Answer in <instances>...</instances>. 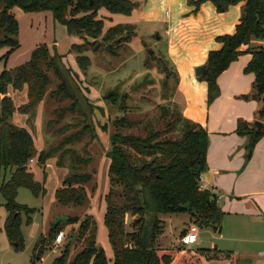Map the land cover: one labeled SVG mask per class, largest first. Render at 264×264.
Here are the masks:
<instances>
[{"label": "trees", "instance_id": "obj_1", "mask_svg": "<svg viewBox=\"0 0 264 264\" xmlns=\"http://www.w3.org/2000/svg\"><path fill=\"white\" fill-rule=\"evenodd\" d=\"M188 1L194 5V11H198L205 1H211L218 12H225L230 6L244 2L236 31L218 37L222 47L210 51L205 70L199 76L208 84V104H211L221 92L218 77L243 54L241 47L250 45L254 39L264 41V0ZM138 4L137 0H0V50L8 48L0 60H6L20 46L19 21L14 8L20 7L25 12L50 11L57 22L66 26L70 35L84 39L82 44H74L72 49L77 53L81 70L86 72L91 59L85 52L90 47L95 48L100 37L107 51L117 56L118 47L132 41L137 34L134 24H117L104 32L105 25L98 16L99 10L105 8L113 14L130 15ZM246 51L252 54V59L244 71L253 73L255 78L251 92L241 95V98L260 103L257 114L259 121L264 122V45L251 46ZM61 62L62 57L58 53L52 54L46 44H41L33 50L28 62L14 69H5L0 75V93L3 97L0 113V194L5 198L8 211L5 231L19 250H23L25 245L23 214L27 217V224H30L31 214L35 212L34 208L17 201L19 189L28 188L35 196L45 193V180L44 183L37 181L29 168L31 159L34 161L37 155L39 163L44 166L49 158L59 153L58 164L63 166L66 154L71 153L74 163L86 166L92 158L80 155L68 145L86 136H90L91 140L98 137L94 125L84 119L78 124H68L59 129L58 132L64 134L75 128L58 145L37 152L32 133L9 121L16 110L8 94L9 86L15 89L27 86L29 99L19 110L28 113L37 107L46 94L51 81L49 70H53L60 79L50 96L61 102L70 100V103L55 111L57 118L49 121L48 127L52 128L68 114H84L82 103L67 79ZM175 81L177 86L176 73ZM130 97L129 93L121 95L115 89L104 94V101L127 112V115L114 120L115 130L107 152L111 187L105 196V224L114 252L113 264H205L202 256L219 259L218 253L211 254L209 249L196 251L183 245L168 248L158 245V238L164 229L161 214L188 211L199 226H211L217 232L222 230L225 212L218 196L208 189H202L200 184L201 175L207 169V129L186 118L178 104L174 108L162 106L159 127L151 121L133 119L129 113L139 107L129 104ZM167 116L170 118L164 125ZM137 128L143 132H135ZM175 130L178 136L167 135ZM237 132L248 138L246 159L249 160L256 144L264 136V125L258 129L255 122L239 119ZM92 179L90 171H71L64 184L57 189L56 199L64 206L84 205L89 199L86 185ZM128 215L133 217L130 222H127ZM78 221V217H69L66 223ZM128 226L132 230L128 231ZM63 229L64 224L58 222L50 228L48 235L41 236L36 242V254L42 256ZM78 237L84 238V247L68 262L71 243H67L56 258L57 264H109L104 249L97 244V222L91 215L80 222ZM225 256L231 264H239L236 251H227Z\"/></svg>", "mask_w": 264, "mask_h": 264}, {"label": "rangeland", "instance_id": "obj_2", "mask_svg": "<svg viewBox=\"0 0 264 264\" xmlns=\"http://www.w3.org/2000/svg\"><path fill=\"white\" fill-rule=\"evenodd\" d=\"M154 2V0H150ZM103 11H106L102 8ZM19 21V43L20 46L14 50L9 57L0 60V75L5 69H14L31 59L33 50L46 44L52 54L58 53L62 57V68L69 80L74 92L82 103L83 115L80 113L68 114L63 120H59L52 128L48 127L51 120H56L55 111L65 107L70 100L58 101L50 96L57 88L60 79L53 70H49L50 84L46 94L36 108L28 113H22L19 108L26 104L29 99L28 88L15 89L9 86L8 94L16 107L9 121L16 126L27 128L33 135L37 152L58 145L63 138L74 131L75 128L67 130L64 134L59 129L68 124H78L80 120L86 119L95 127L98 137L91 140L86 136L83 140L70 144L68 147L75 150L84 157H91V162L83 166L74 163L71 153L66 154L63 166L58 164L59 153L49 158L45 165H41L38 156L30 162L29 168L34 173L35 179L44 183L45 193L35 196L30 189L20 188L17 201L23 205L35 209L31 214L32 222L27 224L26 215L23 214L22 230L25 238L23 250H19L9 240L4 228L8 211L5 207V198L0 194V264H57L56 258L61 254L64 246L71 243L69 260L79 252L85 245L84 238L78 237L80 222L91 215L97 222V244L105 251L109 264H113L114 252L109 241L108 228L105 224L106 200L111 187L109 179L110 160L107 152L111 145V135L115 130L114 120L127 112L120 110L118 106L104 101V94L117 90L121 95L130 94L129 104L139 107L138 110L129 113L133 119L151 121L159 127L162 115V106L174 108L176 81L175 72L171 67L166 54L167 43L164 38L165 27L161 23L139 21L136 36L132 41L118 47V55L114 56L107 51L100 37L101 44L98 49L90 47L85 52L90 59L91 65L83 72L77 61V53L72 49L74 44H81L82 37L70 35L65 25L57 22L52 12L28 13L20 7L13 9ZM99 16V14H98ZM106 26H108V22ZM172 30V29H170ZM163 36V37H162ZM90 41H94L89 39ZM98 44V43H97ZM8 48L0 50V57ZM168 80V83H166ZM92 105V106H91ZM94 107V108H93ZM170 117L164 120L165 125ZM135 132H143L140 128ZM127 133V129L124 130ZM173 137L178 136V131L167 133ZM74 163V164H73ZM71 171H90L93 179L86 185L89 199L84 205H61L56 199V191L63 184L66 176ZM69 217H78L79 221L67 224ZM133 217L128 215L127 222ZM163 220V233L158 238V244L162 247L180 246L179 238L182 227L198 226L199 238L195 248L214 249L218 246L220 251H243L239 260L241 264H251L250 252L258 254L263 252V245L251 246L248 243L237 240L242 235L238 228L241 219L234 216H226L223 219V231H214L212 227H200L194 222L190 212L161 214ZM264 220V217H261ZM64 224V229L53 242L50 243L42 256H38L36 242L41 236L48 235L50 228L58 223ZM130 231L132 228L127 227ZM249 258V260H248ZM212 264H231L227 258H222Z\"/></svg>", "mask_w": 264, "mask_h": 264}, {"label": "crops", "instance_id": "obj_3", "mask_svg": "<svg viewBox=\"0 0 264 264\" xmlns=\"http://www.w3.org/2000/svg\"><path fill=\"white\" fill-rule=\"evenodd\" d=\"M137 1L139 4L130 15L113 14L105 8L106 11L99 10V17L105 25L104 32L117 24H134L137 31L141 19L161 23L165 27L166 57L178 78L175 101L180 104L186 118L200 123L209 133L207 169L201 175L200 184L210 191L214 187L219 189L216 195L225 212L224 219L234 216L242 220L238 228L243 235L236 237L237 240L246 241L251 246H264V220L261 219L264 217V136L247 160L248 138L237 132L239 119L252 123L259 121L257 111L260 103L244 100L241 95L251 92L255 78L253 73L244 71L252 59V54L246 50L251 46L264 45V41L254 39L250 45L241 47L243 54L218 77L221 92L211 104H208V84L197 76V68L205 65L210 51L222 47L218 37L236 31L244 2L230 6L225 12H218L211 1L202 3L198 11H194V5L188 0ZM193 245L188 248L196 251L207 249ZM208 249L211 254L217 252L220 258L202 256L205 264L226 258L225 252L218 250V246L214 247L215 250ZM250 251L248 257L253 258L251 264H264L263 252L256 254ZM236 252L240 260L243 251Z\"/></svg>", "mask_w": 264, "mask_h": 264}, {"label": "built area", "instance_id": "obj_4", "mask_svg": "<svg viewBox=\"0 0 264 264\" xmlns=\"http://www.w3.org/2000/svg\"><path fill=\"white\" fill-rule=\"evenodd\" d=\"M31 161H33V159H31ZM201 188L204 189L203 186H201ZM211 192L214 194H218L219 189L214 187ZM183 231L184 233L179 238V241L183 246L190 247L197 242L199 233L197 225L193 224L190 227L184 228Z\"/></svg>", "mask_w": 264, "mask_h": 264}, {"label": "water", "instance_id": "obj_5", "mask_svg": "<svg viewBox=\"0 0 264 264\" xmlns=\"http://www.w3.org/2000/svg\"><path fill=\"white\" fill-rule=\"evenodd\" d=\"M100 43H98L97 45H96V49H98L99 47H100ZM205 70V65H202V66H199L198 68H197V76L199 77V76H201L202 75V73H203V71ZM2 94L0 93V113L2 112ZM255 124H256V126L258 127V129H261L262 127H263V122H261V121H256L255 122ZM217 247V246H216ZM55 264V263H54Z\"/></svg>", "mask_w": 264, "mask_h": 264}]
</instances>
